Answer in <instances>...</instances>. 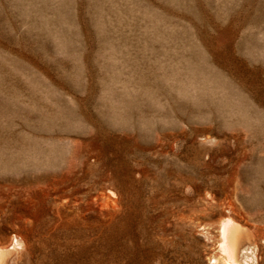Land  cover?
<instances>
[{
  "label": "rangeland",
  "instance_id": "374dc122",
  "mask_svg": "<svg viewBox=\"0 0 264 264\" xmlns=\"http://www.w3.org/2000/svg\"><path fill=\"white\" fill-rule=\"evenodd\" d=\"M228 221L264 264V0H0L2 264H235Z\"/></svg>",
  "mask_w": 264,
  "mask_h": 264
},
{
  "label": "bare ground",
  "instance_id": "6f19581e",
  "mask_svg": "<svg viewBox=\"0 0 264 264\" xmlns=\"http://www.w3.org/2000/svg\"><path fill=\"white\" fill-rule=\"evenodd\" d=\"M220 228H221V234H222V242H221V249L220 250H222L224 252V254L227 255V259L229 261H231V262H233L235 264H240V262L237 259V254H236L237 242L235 240L233 241L231 239V236H232V233H233V230H234L233 223L230 222V221L225 222V223L222 224V226ZM19 244H21V243H19ZM1 253H2V250L0 249V256H1ZM2 263H3V261H2V258L0 257V264H2Z\"/></svg>",
  "mask_w": 264,
  "mask_h": 264
}]
</instances>
